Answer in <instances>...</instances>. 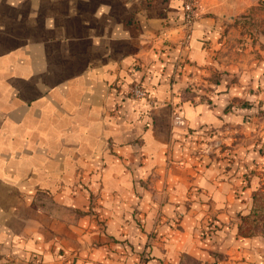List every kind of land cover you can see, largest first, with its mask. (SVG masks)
<instances>
[{
    "label": "crops",
    "instance_id": "crops-1",
    "mask_svg": "<svg viewBox=\"0 0 264 264\" xmlns=\"http://www.w3.org/2000/svg\"><path fill=\"white\" fill-rule=\"evenodd\" d=\"M228 2L239 16L264 0H199L189 26L183 0H0V264L145 249L146 264H264V238L229 226L231 187L189 154L192 130L239 123L228 98L264 81V49L226 51ZM208 215L221 226L203 237Z\"/></svg>",
    "mask_w": 264,
    "mask_h": 264
},
{
    "label": "rangeland",
    "instance_id": "rangeland-1",
    "mask_svg": "<svg viewBox=\"0 0 264 264\" xmlns=\"http://www.w3.org/2000/svg\"><path fill=\"white\" fill-rule=\"evenodd\" d=\"M183 1L185 5H190L192 10L191 21H193L198 8L195 5L199 0ZM225 9L228 10L229 14L221 16L227 27L225 30L229 31L228 35L225 33L223 38V40L225 39L226 51L231 54L229 56L235 58L244 55L245 60L250 55L249 61L251 63V56L256 53L253 50L264 49V3L260 9L255 11L252 9L239 16H233L234 10L232 11L231 2H228V7L225 6ZM184 11L186 12V9ZM189 24L184 19V25L189 26ZM219 75L220 77L222 75L227 76V89H223V91L229 95V88L235 83L236 78L231 77L225 71L217 70L209 77V81L218 82ZM261 85L262 87L245 91L243 98H228L225 111L229 117L233 116L234 120L236 118L239 123L229 121L222 127L216 125L212 128L203 126L200 129L192 130V133L187 135L193 143V148L189 152L191 159L197 165L205 166L208 169L212 168L217 175V179L214 181L227 183L231 187L233 203L228 207L230 212L228 215L231 218L229 226L236 227V236L238 237H242L237 231L241 224V217L249 213L252 195L257 192L255 205L259 206V209L255 213H250L251 215H249L247 222L243 223L242 228L247 235H250L248 237L264 238V81ZM219 89L221 90V88ZM202 91L204 92L202 97L205 100H208L207 95H210L211 91L215 92L214 89L208 87ZM174 116L180 117L177 113L170 114L169 123L172 126L184 128V120L180 117L181 124H177L174 121ZM241 119L242 121H240ZM241 122L244 125H241ZM258 126L263 132L262 137L257 136L254 132L258 130ZM244 129L247 133H243ZM243 139H247V142H244ZM183 140L182 147L189 146L186 145V140ZM241 142L244 143L241 144ZM201 187H196L194 192L200 193ZM215 218L216 216L213 215L202 218L200 233L203 237L214 235L221 226L220 223L215 222ZM151 238H153L152 233L148 235V243H150ZM124 242L118 241V244ZM211 253L215 256L222 254L214 249ZM122 255L124 258L120 259L119 264H146L147 262V249L141 252L129 250ZM189 262L193 264L191 260Z\"/></svg>",
    "mask_w": 264,
    "mask_h": 264
},
{
    "label": "built area",
    "instance_id": "built-area-1",
    "mask_svg": "<svg viewBox=\"0 0 264 264\" xmlns=\"http://www.w3.org/2000/svg\"><path fill=\"white\" fill-rule=\"evenodd\" d=\"M186 12L184 14L186 22L189 24L192 20V10L190 8V5H185ZM127 94L129 97H131L134 100L143 99L146 97L145 90L138 84H131L127 88ZM174 121L177 124H181V119L178 116H174Z\"/></svg>",
    "mask_w": 264,
    "mask_h": 264
},
{
    "label": "trees",
    "instance_id": "trees-1",
    "mask_svg": "<svg viewBox=\"0 0 264 264\" xmlns=\"http://www.w3.org/2000/svg\"><path fill=\"white\" fill-rule=\"evenodd\" d=\"M257 194L258 193L256 192L252 195V205H251L249 213L246 214L245 216L241 217V224L238 226L237 231H238V234L242 237L250 236V235H247V233L243 230L242 225H243V223L245 224L247 222L249 215H251L250 213H255L259 209V206L255 205L256 204L255 200H256Z\"/></svg>",
    "mask_w": 264,
    "mask_h": 264
},
{
    "label": "water",
    "instance_id": "water-1",
    "mask_svg": "<svg viewBox=\"0 0 264 264\" xmlns=\"http://www.w3.org/2000/svg\"><path fill=\"white\" fill-rule=\"evenodd\" d=\"M228 18V17H227Z\"/></svg>",
    "mask_w": 264,
    "mask_h": 264
}]
</instances>
